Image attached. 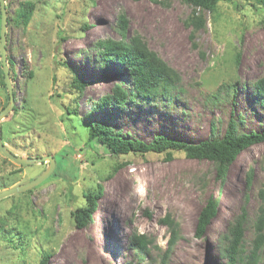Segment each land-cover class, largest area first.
<instances>
[{
    "label": "rangeland",
    "instance_id": "obj_1",
    "mask_svg": "<svg viewBox=\"0 0 264 264\" xmlns=\"http://www.w3.org/2000/svg\"><path fill=\"white\" fill-rule=\"evenodd\" d=\"M234 1L238 7L220 1L215 12L197 9L204 27L196 29L188 20L194 8L183 0H6L16 105L1 122V139L17 156H52L55 169L36 188L0 200V264H39L46 253L49 264H94L97 250L105 255L101 264H230L224 236L243 212L244 250L252 251L254 223L264 212V143L244 150L222 179L215 163L181 151L114 156L88 140L92 122L146 143L160 135L190 143L221 138L231 120L240 134L264 132L253 86L264 78V7ZM27 2L35 10L25 26L18 12ZM121 17L127 41L139 37L181 82L164 96L100 110L96 104L115 85L132 88L124 67L100 58L101 41L121 40ZM1 68L0 56V112L9 102ZM223 85L233 87L220 92ZM48 165L19 166L0 151V192L36 179ZM99 184L92 222L78 229L73 212ZM211 198L219 201L217 214L198 238V216ZM167 217L178 230L171 247ZM142 235L152 243L138 252L133 239Z\"/></svg>",
    "mask_w": 264,
    "mask_h": 264
},
{
    "label": "trees",
    "instance_id": "obj_2",
    "mask_svg": "<svg viewBox=\"0 0 264 264\" xmlns=\"http://www.w3.org/2000/svg\"><path fill=\"white\" fill-rule=\"evenodd\" d=\"M193 6L192 15L189 17V22L196 29L204 27V19L197 14V9L208 10L215 12L220 1L231 2L235 7H238L234 0H183ZM255 6L264 7V0H251ZM257 8V7H255ZM8 10V9H7ZM21 11L18 12L22 24H29L35 6L31 3H25ZM1 19V13H0ZM121 40H105L99 43V51L101 61L105 64L116 61L119 65L125 68L129 79L132 82V88L127 91L120 85H115L112 93L103 97L97 104L96 109H104L110 104L123 105L127 100H135V98L143 97L153 99L161 95L169 94L172 89L176 88L181 82L180 75L170 66H168L158 55L152 52L147 45L139 38H132L127 41V26L126 19L121 17L120 23ZM9 25V24H8ZM10 67L11 80L13 81L14 66L13 62L8 59ZM2 69V68H1ZM2 71V70H1ZM3 73V71H2ZM4 75V73H3ZM30 76L32 74L30 73ZM2 86L4 84V77ZM72 86L79 90H83L81 84L76 78L72 80ZM254 91L261 99L264 105V78L258 79L254 83ZM233 85L222 86L220 92L231 89ZM69 114L70 109H66ZM76 114V113H75ZM88 140L98 141L104 145L111 155L123 156L129 154H165L168 158H172V153L181 151L190 159L207 160L216 164L220 178H224L227 169L231 163L246 149L264 143V132H252L249 134H240L237 129V124L232 120L229 122L228 129L225 135L221 138H210L197 143L178 141L167 138L163 135L157 136L153 141L146 143L139 140H131L125 138L121 132L115 131L110 126L102 122H92L88 124ZM103 196V187L99 184L96 192L84 194L86 204L83 207L76 209L73 212L75 225L78 229L86 227L92 222L93 214L98 209V200ZM219 201L217 198H211L207 204L201 209L198 216L196 233L198 238H201L207 227L217 214ZM245 221L246 213L239 215L234 223L228 228L224 236L225 252L230 264H264V212L261 210L257 221L254 223L255 239L252 243V251L246 255L244 250L245 238ZM168 225L171 230V239L169 246L174 245L178 239V230L174 222L167 217L162 221ZM133 246L138 252H145L151 240L146 236H136L133 239ZM51 254L46 253L41 257L39 264H49Z\"/></svg>",
    "mask_w": 264,
    "mask_h": 264
},
{
    "label": "water",
    "instance_id": "obj_3",
    "mask_svg": "<svg viewBox=\"0 0 264 264\" xmlns=\"http://www.w3.org/2000/svg\"><path fill=\"white\" fill-rule=\"evenodd\" d=\"M0 13H1V24H0V56H1V64L4 73V84L9 96V102L4 109L0 112V151L1 153L9 160L13 161L15 164L19 166H31L37 165L41 163H45L46 161L49 162L47 170L37 177L36 179L26 183L19 185L15 188L4 190L0 192V200L6 197L25 193L30 191L37 186L41 185L44 181H46L51 174L54 172L55 169V162L52 156L41 157V158H28V157H21L15 155L11 152L2 142L1 139V122L6 119L10 113L13 112L14 107L16 105L15 94L13 90V84L10 77V69L7 59V25H8V12L6 6V0H0Z\"/></svg>",
    "mask_w": 264,
    "mask_h": 264
},
{
    "label": "bare ground",
    "instance_id": "obj_4",
    "mask_svg": "<svg viewBox=\"0 0 264 264\" xmlns=\"http://www.w3.org/2000/svg\"><path fill=\"white\" fill-rule=\"evenodd\" d=\"M117 237V236H116ZM117 239V238H116ZM92 250V249H91ZM90 250V251H91ZM93 251V250H92ZM92 258H93V261H94V264H101L102 262H104V258H105V255L103 253V251L99 252L98 250L96 252H93L92 253ZM108 264H111V262H109Z\"/></svg>",
    "mask_w": 264,
    "mask_h": 264
}]
</instances>
